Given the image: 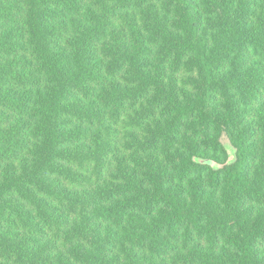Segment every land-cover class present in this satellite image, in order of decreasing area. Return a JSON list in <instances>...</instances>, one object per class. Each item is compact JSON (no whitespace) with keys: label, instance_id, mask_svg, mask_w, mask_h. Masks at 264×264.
Wrapping results in <instances>:
<instances>
[{"label":"trees","instance_id":"trees-1","mask_svg":"<svg viewBox=\"0 0 264 264\" xmlns=\"http://www.w3.org/2000/svg\"><path fill=\"white\" fill-rule=\"evenodd\" d=\"M0 264H264V0H0Z\"/></svg>","mask_w":264,"mask_h":264},{"label":"rangeland","instance_id":"rangeland-1","mask_svg":"<svg viewBox=\"0 0 264 264\" xmlns=\"http://www.w3.org/2000/svg\"><path fill=\"white\" fill-rule=\"evenodd\" d=\"M223 143H224L225 148L228 150L229 161H232L234 159L233 149H232V147L229 145V143L225 139H224Z\"/></svg>","mask_w":264,"mask_h":264}]
</instances>
